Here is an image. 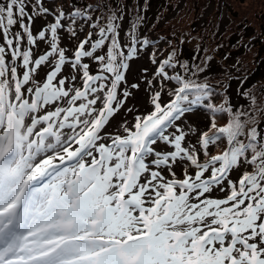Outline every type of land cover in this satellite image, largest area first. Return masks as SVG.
<instances>
[{"label":"snow or ice","instance_id":"obj_1","mask_svg":"<svg viewBox=\"0 0 264 264\" xmlns=\"http://www.w3.org/2000/svg\"><path fill=\"white\" fill-rule=\"evenodd\" d=\"M124 14L0 0V264H264V106L213 104L207 83L170 74L204 71L175 49L130 79L154 45L139 13L122 39ZM165 80L178 87L162 104ZM144 90L153 109L107 132ZM201 104L207 131L185 121Z\"/></svg>","mask_w":264,"mask_h":264},{"label":"trees","instance_id":"obj_2","mask_svg":"<svg viewBox=\"0 0 264 264\" xmlns=\"http://www.w3.org/2000/svg\"><path fill=\"white\" fill-rule=\"evenodd\" d=\"M78 2L83 4L85 0ZM91 2L100 3L102 9L111 6L124 11L122 37L139 13L144 18L140 33L149 37L154 45L148 53L160 55L161 61L175 49L181 63L190 67L195 64L203 66L204 71L196 74L179 66L169 72L182 75L186 80L207 83L213 93V104L219 105L227 98L234 107L248 108L249 99L254 96L257 107L264 106V0H248L246 4H243L244 0ZM194 56L198 58L194 60ZM170 84L173 89L168 87V90L178 87L175 81ZM229 89L241 95L243 101L234 103ZM245 92L249 94L248 98L243 95ZM197 106L208 114L210 123L212 113L203 104ZM215 115L218 126H223L226 115ZM225 147L226 141L221 139L209 152L215 155Z\"/></svg>","mask_w":264,"mask_h":264},{"label":"rangeland","instance_id":"obj_3","mask_svg":"<svg viewBox=\"0 0 264 264\" xmlns=\"http://www.w3.org/2000/svg\"><path fill=\"white\" fill-rule=\"evenodd\" d=\"M248 0H244L243 4H246ZM39 21L37 22V25H39ZM122 36V34H121ZM123 39V37H122ZM162 44V41L160 42ZM147 52H142L140 57L132 62L131 69L129 72V78L134 79L136 76L140 75L141 69H148V75L150 76L153 71L156 69V65H154L151 62V55L150 53ZM156 59L158 61H161L160 55L156 56ZM163 88L158 89L161 91V102L162 104H166L169 102L172 97L169 95L170 91H172L173 84H170V81H162ZM168 87L172 88L171 90H168ZM229 94L231 95V98L234 103H237L240 101H243V98L241 95L234 94V91L229 89ZM151 92H148L147 90L139 92L135 97H133L129 104L128 107L132 108L133 111L128 113L121 111L118 113L115 117H113L107 127V132L112 133V134H122L123 133V122L126 120L128 122V126H131L132 122L134 121L136 116H144L147 115L152 109V101L151 99ZM150 102V103H149ZM185 121L187 124L192 125L194 128H200L204 130L206 126L209 123L208 119V114L206 112L198 107L195 106L193 108V111L189 114H186ZM65 133L68 132L67 129L63 130ZM191 142L196 143V137L193 136L191 137ZM213 146H210L209 149H211ZM45 155H51V152H42L37 156V161L39 159H42ZM201 159H204L203 156ZM177 176L179 178H183V169L182 168H177ZM189 172H192V170L188 169ZM235 176V174H234ZM215 196L217 197H223L224 193L223 192H216L214 193Z\"/></svg>","mask_w":264,"mask_h":264}]
</instances>
